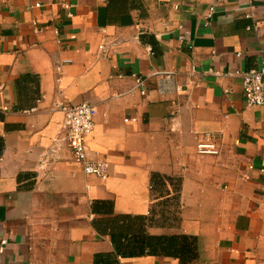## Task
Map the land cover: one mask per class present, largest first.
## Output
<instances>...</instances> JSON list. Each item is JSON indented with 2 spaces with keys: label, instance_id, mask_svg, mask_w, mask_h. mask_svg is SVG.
Here are the masks:
<instances>
[{
  "label": "crops",
  "instance_id": "0c3cea01",
  "mask_svg": "<svg viewBox=\"0 0 264 264\" xmlns=\"http://www.w3.org/2000/svg\"><path fill=\"white\" fill-rule=\"evenodd\" d=\"M263 61L264 0H0V264H264ZM83 101L105 178L59 139Z\"/></svg>",
  "mask_w": 264,
  "mask_h": 264
},
{
  "label": "built area",
  "instance_id": "2783aa9c",
  "mask_svg": "<svg viewBox=\"0 0 264 264\" xmlns=\"http://www.w3.org/2000/svg\"><path fill=\"white\" fill-rule=\"evenodd\" d=\"M215 8L211 7L208 17H211ZM101 48L103 46L101 45ZM62 61H57L55 67L60 70ZM242 77L243 96L248 106H264V61L260 68L240 73ZM139 86H145L144 80L137 77ZM3 84L0 83V92ZM142 93L146 90L143 88ZM63 114L62 134L59 139L69 148L74 160L80 163L87 175L105 178L110 171V162L95 157L90 153L88 139L95 129L97 107L91 102L81 103L60 102L57 107ZM130 119H125L129 121ZM135 120V118H132ZM216 137L212 133H205L197 143L199 154H217L219 149L215 143ZM253 165L250 168L253 169ZM264 171V169H262ZM6 240L1 241L0 252L4 251Z\"/></svg>",
  "mask_w": 264,
  "mask_h": 264
},
{
  "label": "trees",
  "instance_id": "16d2710c",
  "mask_svg": "<svg viewBox=\"0 0 264 264\" xmlns=\"http://www.w3.org/2000/svg\"><path fill=\"white\" fill-rule=\"evenodd\" d=\"M98 260H99V259H98V256H97V263H98Z\"/></svg>",
  "mask_w": 264,
  "mask_h": 264
}]
</instances>
